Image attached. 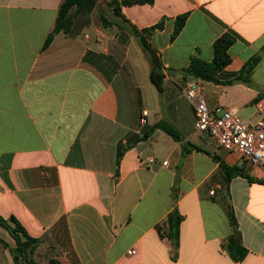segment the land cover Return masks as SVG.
<instances>
[{"label": "crops", "instance_id": "obj_1", "mask_svg": "<svg viewBox=\"0 0 264 264\" xmlns=\"http://www.w3.org/2000/svg\"><path fill=\"white\" fill-rule=\"evenodd\" d=\"M61 1L0 0V218L39 240L38 264H264V184L237 176L225 187L220 163L254 181L264 169L196 132L183 94L196 82L210 112L233 108L243 121L257 120L264 0H96L77 36L59 33L43 49ZM135 32L161 64V94ZM224 35L233 39L231 61L218 83L183 72L193 57L211 62ZM254 58L248 82L235 81ZM160 121L182 141L153 129ZM184 145L198 150L183 153ZM172 212L180 218L175 244ZM230 214L245 249L240 261L226 248ZM13 247L0 226V264H14Z\"/></svg>", "mask_w": 264, "mask_h": 264}, {"label": "trees", "instance_id": "obj_2", "mask_svg": "<svg viewBox=\"0 0 264 264\" xmlns=\"http://www.w3.org/2000/svg\"><path fill=\"white\" fill-rule=\"evenodd\" d=\"M154 0H121L120 5L122 6H134V5H144L152 4ZM113 6V12L116 17H122L120 14V7L115 2L110 3ZM96 8V0H62L57 16L53 25L52 30L47 36L43 49H46L52 42L55 35L62 33L66 36L78 35L82 28L88 24L87 18L93 10ZM99 20L102 26H111L112 23L108 21L102 15H99ZM185 22V17L178 19L174 35H177L182 29ZM85 24V25H84ZM145 32H148L146 30ZM135 35L139 38V43L141 48L148 57L150 63L149 79L153 87L158 94L163 92V73L162 67L155 56L154 52L151 50L146 39L135 32ZM233 44V39L227 35H224L217 39L213 43V59L211 62H205L198 58H191L190 63L187 68L184 69V73L195 79H199L205 82L218 83L217 75L221 72L231 61L228 50ZM258 62L257 58L252 59L247 62L241 69L235 81L248 82L250 74L253 68ZM153 129H161L168 136H170L175 141H182L181 135L174 129V127L165 121H160L153 126ZM196 149L192 147L188 149L186 145L183 146V153H188L191 150ZM121 152L117 153V164L121 157ZM220 168L225 177V187L228 186L232 178L241 176L246 178L249 182H258L264 184V180L254 181L250 178L243 170V168L233 166L229 167L223 163H220ZM230 216V225L232 228L231 235L226 240V248L234 260L240 261L245 255V249L241 245V235L237 226V222L232 214ZM180 218L175 212H172L167 217V223L169 225V234L171 239H173L174 244L178 237V225ZM0 226L4 228L12 237L14 241V247L11 249V255L14 264H38L33 260V254L39 244V240L29 237L24 229L13 219L10 218L9 221H5L0 218Z\"/></svg>", "mask_w": 264, "mask_h": 264}, {"label": "built area", "instance_id": "obj_3", "mask_svg": "<svg viewBox=\"0 0 264 264\" xmlns=\"http://www.w3.org/2000/svg\"><path fill=\"white\" fill-rule=\"evenodd\" d=\"M183 94L193 106L196 132L207 134L222 150L238 154L249 166L264 169V96L255 103L257 120L250 123L243 121L233 108H217L210 112L196 82H189ZM146 116L144 112L140 120L143 125ZM148 161L152 162L153 159ZM134 254L135 249L128 251V255Z\"/></svg>", "mask_w": 264, "mask_h": 264}, {"label": "rangeland", "instance_id": "obj_4", "mask_svg": "<svg viewBox=\"0 0 264 264\" xmlns=\"http://www.w3.org/2000/svg\"><path fill=\"white\" fill-rule=\"evenodd\" d=\"M156 93H157V92H156ZM156 95H158V93H157Z\"/></svg>", "mask_w": 264, "mask_h": 264}]
</instances>
